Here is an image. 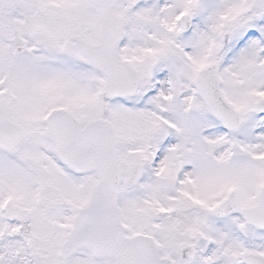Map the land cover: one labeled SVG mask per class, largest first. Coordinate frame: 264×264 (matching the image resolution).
I'll use <instances>...</instances> for the list:
<instances>
[{
	"label": "snow or ice",
	"instance_id": "6c2138e0",
	"mask_svg": "<svg viewBox=\"0 0 264 264\" xmlns=\"http://www.w3.org/2000/svg\"><path fill=\"white\" fill-rule=\"evenodd\" d=\"M0 264H264V0H0Z\"/></svg>",
	"mask_w": 264,
	"mask_h": 264
}]
</instances>
